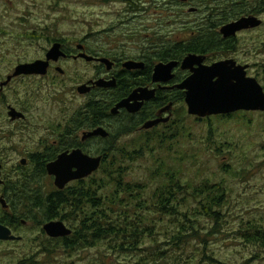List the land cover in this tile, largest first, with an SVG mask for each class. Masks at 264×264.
<instances>
[{"label":"rangeland","instance_id":"374dc122","mask_svg":"<svg viewBox=\"0 0 264 264\" xmlns=\"http://www.w3.org/2000/svg\"><path fill=\"white\" fill-rule=\"evenodd\" d=\"M194 4L193 0L188 5L180 0H0V80L10 65L41 57L52 38H67L73 45L87 40L92 47L108 51L124 48L131 53L153 41L175 44L190 40L197 25H204L205 17L202 12H190V7L196 8ZM259 16L264 21V13ZM239 41L237 58L250 64V75L264 86V24L241 34ZM64 67V76L55 73L41 83L31 79L15 85H45V93L61 97L60 117L68 116L69 110L77 112L90 99L73 88L94 71L85 60L67 62ZM55 78L58 83L51 85L49 80ZM42 108L46 116L53 113L47 100H43ZM183 108H177L182 135L174 142L172 154L181 158L186 180L198 186L208 181L225 190L216 220L197 214L198 201L194 190L188 188L186 202L180 208L184 214L160 220V215L148 214L149 221L157 220L153 232L159 245L149 241L143 250L117 253L109 251L104 241L86 250L48 254L40 247V242L48 238L39 221L33 220L19 226L22 241L0 242V264H101L108 257L112 264H167L157 256L164 251L168 259L171 256L181 264H264V246L247 239L252 228L264 231V113H249L246 120L214 118L209 123L189 117ZM125 119H108L110 130L115 134L124 131ZM145 137L128 133L120 135L117 143L133 149ZM18 156L12 152L3 158L12 180L17 179L11 167L19 163ZM151 167L152 157L147 154L132 166L127 177L147 184L146 196L157 185L150 177ZM100 175L98 172L94 177ZM39 180L51 182L48 176ZM193 221L197 227L194 233ZM183 228L184 244L173 245L172 237Z\"/></svg>","mask_w":264,"mask_h":264},{"label":"flooded vegetation","instance_id":"af4514ba","mask_svg":"<svg viewBox=\"0 0 264 264\" xmlns=\"http://www.w3.org/2000/svg\"><path fill=\"white\" fill-rule=\"evenodd\" d=\"M182 3L183 5H188L189 0ZM222 26L216 31L220 39L218 43L212 47L208 46L200 52L190 51L184 55H178L177 51L179 49L174 48L172 45L168 46V41L162 43L153 41L150 46L137 48L135 52L131 53L124 48L108 51L92 47L87 40L77 41L73 45L67 38H52L49 39L50 47L44 50V54L41 57L32 61L10 65L7 69V75L0 80V163L2 164L1 176L3 179V183L0 184V223L8 226L14 234L21 236L23 239L19 226L27 225L33 220L39 221L42 222L41 227L45 237L64 240L65 237L52 238L44 231L43 226L46 222L58 220L51 219L48 216L47 212L44 211L45 204L52 200L53 195L60 193L62 196H66V189H76L79 187L78 185L88 183L100 171L102 165L89 177L74 180L64 189L56 186L55 176L48 173L47 166L50 162L57 160L62 153L79 149L90 156H102L103 164L109 147L108 139L111 134H114L108 125V119L112 117L124 116L127 123L126 127L132 126L134 129L132 133L150 137L158 132H167L174 125H177L179 120L176 118L177 108L180 105L184 106L183 109H185L189 117L196 121H207L209 123L214 118L219 120H230L233 118L246 120L249 113H264V111L259 110H238L229 114H214L201 117L188 112L186 103L187 90L181 88L180 85L193 74V68L199 67L198 64H195L193 68H183V60L190 53L201 55L203 57L202 65L204 66H210L220 61L233 60L237 66L246 67L247 77H253L250 75V64L240 61L236 55L240 47L239 36L260 27L241 30L235 36L225 38L221 33ZM186 42L188 40L183 43ZM55 43L61 44V49L65 52V56L60 57L58 60H51L47 74H21L14 76L17 66L21 63L34 62L38 59L46 60L48 51ZM81 53H86L94 57V59L87 61L79 56ZM102 58H108L111 61V68L108 67V64L101 61ZM79 60H85L93 69L94 74L73 88L75 91L77 90L78 92L80 85L89 84L91 87L90 92L83 95L90 96V99L98 98L99 94L118 93L113 103H111L110 110L104 111V115L101 116V120L95 127L82 124L77 119L76 110L72 112L69 110V115L61 118L58 107L61 97L59 94L49 95V93H45V89H47L45 85H15L18 82L26 83V81L31 79L41 83L48 78H52L55 73L64 76L67 71L64 67L65 63ZM129 61L136 62L138 66L127 67L126 63ZM172 61L178 62L171 71L172 77L168 80L167 72L159 80H156V66L160 63L168 64ZM101 78L107 80L115 79L116 86L105 88L95 85L94 83ZM261 78L264 81V73ZM49 81H51V85L58 83L57 78ZM73 89L69 92H73ZM137 89H146L147 92L154 91V96L145 99L142 108L137 112H130L127 108H121L119 113H111L112 109L120 101L128 98ZM43 100L49 102L53 111L52 114L49 112V116H46L45 108H42ZM156 120H160V122L151 128H146L148 122ZM98 127L106 128L110 135L108 137H85V133ZM12 152L21 157L19 163L11 167V172L17 178L16 180L8 177L7 163L3 161V158L9 156ZM32 174L37 177L48 176L51 182L47 183L41 180L28 181ZM98 186H95L96 189H98ZM101 186L104 187L101 190H104L107 187V183L104 182ZM92 190L94 189H90L91 194ZM101 192L105 194V191ZM96 193H100V191ZM29 201L33 203L34 207L28 209L25 206L28 205ZM35 206L38 207L36 208ZM89 208L87 207V209ZM89 210L91 211L92 209ZM26 211H28L27 215H25ZM83 217V213L75 214L73 215L74 222L72 224L66 223L72 229L71 236H73L72 240L76 242L77 251L92 248L89 246L90 242L85 244L75 239L77 230L83 225L81 223ZM85 218H88V216ZM22 239L0 240V242H18L22 241Z\"/></svg>","mask_w":264,"mask_h":264},{"label":"trees","instance_id":"16d2710c","mask_svg":"<svg viewBox=\"0 0 264 264\" xmlns=\"http://www.w3.org/2000/svg\"><path fill=\"white\" fill-rule=\"evenodd\" d=\"M193 1L198 9L196 13L202 12L205 15L202 19L204 25H197V31L191 32L188 42L168 44V46L172 45L179 49L178 55H184L190 51L200 52L202 49L218 43L220 39L216 31L221 25L242 16L264 13V0ZM117 95L118 93L109 95L105 93L99 94L98 98H91L83 108L77 111V119L87 126H97L101 116L104 115V111L110 110L111 103ZM133 130V127L130 126L126 127L124 131L110 135L109 147L99 171L100 176L93 177L85 185H78L79 187L76 189H66V196H62L60 193L53 195L52 200L45 204L44 211L51 219H60L67 224L74 222L73 215L83 213L84 217L81 222L83 225L77 230L75 239L85 244L90 242L89 246L91 247H96L107 241L109 251L128 253L148 248L146 244L149 241L159 245V240L155 238V232H153L157 220L149 221L148 214L154 212L160 215L159 220L161 217L184 214L180 208L186 202L188 188L194 190V199L198 201L197 214L215 220L219 217L218 208L222 207L225 192L223 187H217L208 181L198 186L192 180H186L184 178L185 168L181 158L172 154L174 142L182 135L180 125H174L167 132H158L150 137L146 136L144 141L133 149L128 145L117 143L118 136L132 133ZM147 154L152 157L150 177L157 184L150 196L145 195L147 184L141 181H130L127 178L132 166L139 160L146 158ZM43 171L45 172L44 169ZM40 177L32 174L28 181H37ZM104 182L107 183V187L101 190L104 188L101 186ZM96 185H99L98 189H96ZM90 189H94L92 194ZM96 191H100V193H96ZM101 191H105V194ZM32 207L34 206L30 201L25 206L28 209ZM87 207L92 210L90 211ZM86 216L88 218H85ZM38 223L39 225L42 224V222ZM191 229L193 233L197 230L194 221ZM185 230L183 228L172 237L173 245L177 246L183 242L186 237L184 235ZM72 239L73 236L65 237L64 240H42L40 247L42 252L48 254L58 252V250L70 253L77 250L76 242ZM247 239L264 246L263 229L252 228L251 235L247 236ZM167 242L165 241V245ZM165 254H167L166 251L157 253V256L167 264H181L171 256L168 259ZM28 260L31 259L26 261ZM109 260L108 257V261L106 258L101 264H112ZM21 262L24 261L21 260Z\"/></svg>","mask_w":264,"mask_h":264},{"label":"water","instance_id":"95a60500","mask_svg":"<svg viewBox=\"0 0 264 264\" xmlns=\"http://www.w3.org/2000/svg\"><path fill=\"white\" fill-rule=\"evenodd\" d=\"M186 1V0H180ZM190 12H195V7H190ZM263 19L257 15L242 16L230 21L221 27V33L225 38L235 36L238 31L255 29L263 24ZM65 56L60 43H55L47 53V59H38L34 62L21 63L17 66L14 76L21 74H47L51 60H58ZM80 57L91 61L94 57L81 53ZM203 57L190 53L183 60V68H193L195 64L199 67L193 70L180 87L186 89V103L188 112L201 117L216 114H229L238 110H259L264 111V88L254 77H247L246 67L237 66L233 60L216 62L210 66L202 65ZM102 62L111 68V61L102 58ZM177 61L168 64L160 63L155 69V79L168 72V80L172 77L171 71L177 65ZM127 67L138 66L136 62L129 61ZM62 70V69H61ZM95 85L99 87H115L116 80L101 78ZM89 84H82L78 87L79 94L90 92ZM154 96V91L147 92L146 89H137L128 98L120 101L113 109L112 114L119 113L121 108H127L130 112H137L143 106V101ZM171 107V106H169ZM169 120V118H168ZM160 120L150 121L146 128H151ZM110 132L104 127H98L85 133V137L103 136L108 137ZM102 156H90L84 154L80 149L73 152L62 153L57 160L50 162L47 166L48 173L55 176V184L58 188L64 189L70 182L87 178L96 172L102 165ZM2 164L0 163V184L2 179ZM4 202V200H2ZM46 234L52 238L68 237L72 229L63 220H50L43 226ZM12 230L0 223V240H20Z\"/></svg>","mask_w":264,"mask_h":264}]
</instances>
